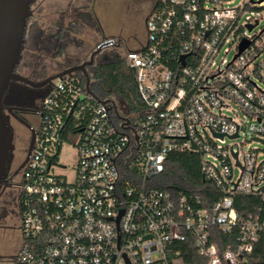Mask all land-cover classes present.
Segmentation results:
<instances>
[{
  "label": "built area",
  "instance_id": "obj_1",
  "mask_svg": "<svg viewBox=\"0 0 264 264\" xmlns=\"http://www.w3.org/2000/svg\"><path fill=\"white\" fill-rule=\"evenodd\" d=\"M233 2L157 1L147 46L125 53L145 105L134 118L79 79L56 82L23 170L13 264H191L185 246L197 264H264V147L251 145L264 140V0ZM231 102L244 126L223 112ZM66 129L78 135L71 178L54 170ZM174 151L200 155L212 204L155 183ZM239 195L261 202L242 214Z\"/></svg>",
  "mask_w": 264,
  "mask_h": 264
},
{
  "label": "flooded vegetation",
  "instance_id": "obj_2",
  "mask_svg": "<svg viewBox=\"0 0 264 264\" xmlns=\"http://www.w3.org/2000/svg\"><path fill=\"white\" fill-rule=\"evenodd\" d=\"M73 1L35 0L31 5L22 57L5 91L3 111L12 127L14 148L0 185V229L10 231L18 244L14 253H0V262L13 264L23 242L21 184L33 130L37 133L45 108L48 94H42L63 77L86 82L89 78L91 84L98 66L117 57L113 51L118 39L100 38L97 16L89 10L98 0L84 5L81 17L72 15ZM88 11L91 20L84 17ZM63 71H67L64 76L53 77Z\"/></svg>",
  "mask_w": 264,
  "mask_h": 264
},
{
  "label": "trees",
  "instance_id": "obj_3",
  "mask_svg": "<svg viewBox=\"0 0 264 264\" xmlns=\"http://www.w3.org/2000/svg\"><path fill=\"white\" fill-rule=\"evenodd\" d=\"M85 84L86 81L82 79L81 85L85 86ZM90 86L101 98L115 99L120 109V102L124 103L126 106L124 112L131 115V118L145 108L140 99L135 70L127 64L125 55L101 63L95 71L94 80ZM69 124H71L70 121L66 125L67 128ZM69 131L70 129H66L65 132L68 139L74 130ZM155 183L163 189H176L197 194L207 205L212 204L220 196L216 185L205 179L202 174L200 155L193 152H171L165 162L164 171L156 176ZM260 202L259 197L239 195L236 197L235 206L242 214H246ZM185 247L183 258L186 263L197 264L202 260L196 248Z\"/></svg>",
  "mask_w": 264,
  "mask_h": 264
},
{
  "label": "rangeland",
  "instance_id": "obj_4",
  "mask_svg": "<svg viewBox=\"0 0 264 264\" xmlns=\"http://www.w3.org/2000/svg\"><path fill=\"white\" fill-rule=\"evenodd\" d=\"M157 1L158 0H101L102 6H100L99 10L97 4H94V10H92V6L89 10H91L93 15L96 14L97 18L98 15L101 14V20L107 22L108 26H110L111 29L117 27L121 35L124 34L125 36H127L131 40V43H136L139 41H143L145 35L147 38L146 27L142 16L144 12L146 13L147 11L151 10L152 6L156 4ZM242 1L243 0H234L232 5L240 4ZM249 13L250 12H247L246 14ZM259 17L260 25L254 31H258L262 26H264V6L260 9ZM125 36L122 37L124 38ZM113 53L115 56L123 55V53H120L119 49H117L116 52L113 51ZM224 55L227 60H230L233 56V49H231L227 54H225V52L222 50L217 57V61H220L224 57ZM59 79H57L56 82H58ZM50 91L51 88H46L42 96L49 94ZM229 104H231V106L224 108L223 112L232 116L235 120L239 122H241L240 119L245 120L242 112L236 113L234 111V109L238 108L237 105L232 102ZM120 106L123 111L126 110V106L124 103L120 102ZM242 125L244 126L243 123ZM77 139L78 135L72 134L71 136H69V139L64 140L62 142V148L59 152V155L57 156V161L59 165L55 166L54 168L57 173L64 174L69 178H71L74 174V169L78 163V153L76 147ZM242 141L243 137L232 140L226 139V142L231 144L240 143ZM251 145L264 147V140H253L251 141ZM262 157H264V152H262L261 154V158ZM62 165H65V167H63ZM238 174L239 171L235 169V177H237ZM10 234V231H4L0 229L1 254H10L16 251L18 241H15V239L10 238ZM0 264L12 263L0 262Z\"/></svg>",
  "mask_w": 264,
  "mask_h": 264
},
{
  "label": "water",
  "instance_id": "obj_5",
  "mask_svg": "<svg viewBox=\"0 0 264 264\" xmlns=\"http://www.w3.org/2000/svg\"><path fill=\"white\" fill-rule=\"evenodd\" d=\"M34 2L35 0H0V185L11 163L14 148L12 127L8 116L3 111V101L10 80L15 78L14 69L22 57L27 20L31 14V5ZM247 45L248 42L244 41L240 46V51ZM66 73L67 71H63L53 77H61ZM86 88L88 92L93 93L89 78L86 82ZM99 100L102 103L110 101L101 98ZM115 110L118 113L117 107ZM118 115L123 118L119 113ZM35 138L36 132L33 130L32 140L28 148L29 153L34 146Z\"/></svg>",
  "mask_w": 264,
  "mask_h": 264
},
{
  "label": "crops",
  "instance_id": "obj_6",
  "mask_svg": "<svg viewBox=\"0 0 264 264\" xmlns=\"http://www.w3.org/2000/svg\"><path fill=\"white\" fill-rule=\"evenodd\" d=\"M87 3H91V1L90 0H74L73 4H72V15H78L80 17L83 16V15H81V13H82L81 8H83V6L86 5ZM155 5L156 4H154L152 6L151 10L147 11L146 13L143 11L144 13H143L142 17H143V20L145 23V27H146V18L149 15V13L152 11V9L154 8ZM100 6H102V2H101V0H98V2H97L98 10L100 9ZM85 15H87V16H85ZM85 15H84V17L86 20H91L90 18L93 17L92 14L90 13V11L86 12ZM100 17H101V14H99L98 18H97L98 24L100 27V31L98 32L99 37L100 38L114 37V38H117L118 41L121 40V41H119V46L116 47L115 52L117 49H119L120 53H123V55H125V53L128 50L141 49L146 45V42H147L146 35H145V38L143 39V41L131 43V40L127 36H125L124 34L121 35L119 33V29L117 27L111 29L110 26H108L107 22H105L104 20H101ZM146 32H147V30H146ZM122 36H125V37L123 38ZM117 57H119V56H117Z\"/></svg>",
  "mask_w": 264,
  "mask_h": 264
}]
</instances>
